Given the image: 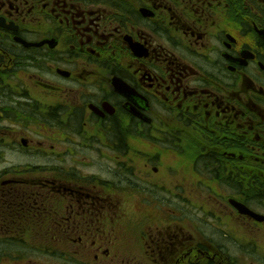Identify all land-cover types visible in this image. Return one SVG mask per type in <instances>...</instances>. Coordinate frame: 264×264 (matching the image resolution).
<instances>
[{
    "label": "flooded vegetation",
    "instance_id": "1",
    "mask_svg": "<svg viewBox=\"0 0 264 264\" xmlns=\"http://www.w3.org/2000/svg\"><path fill=\"white\" fill-rule=\"evenodd\" d=\"M6 153L10 260L262 264L264 0H0Z\"/></svg>",
    "mask_w": 264,
    "mask_h": 264
},
{
    "label": "rangeland",
    "instance_id": "2",
    "mask_svg": "<svg viewBox=\"0 0 264 264\" xmlns=\"http://www.w3.org/2000/svg\"><path fill=\"white\" fill-rule=\"evenodd\" d=\"M45 100V104H44V110L47 111V105L50 103L51 101V95L49 94V96L47 95L46 96V99ZM9 126H12V130L9 131L8 128H5L4 130V133L7 134V133H13V136H16L17 133H21V130L17 128V124L16 123H10V122H7ZM34 127H31L28 128L27 131H24L25 134L28 133V131L34 135L35 137L38 136V134H44V131H46L48 128H49V125L46 124L44 125L43 123L39 122V123H34ZM8 126V127H9ZM30 135V136H32ZM87 136V135H86ZM33 139V137H32ZM86 137L85 136H79V138H74V145H79V147L81 148V151L80 153L83 155L84 154V151L82 150L83 149V145L81 143H85L86 142ZM15 142L12 141V144H14ZM165 157V156H164ZM166 161H170L172 158H171V155L169 157H166L165 158ZM29 160V157L28 156H24V155H18V156H11L9 155V153H6V155L0 157V173H2L3 171L6 170L7 166H11V165H21V164H26ZM114 168L116 166V169L121 167L120 164H113ZM6 167V168H5ZM149 178H151L149 176ZM127 195L125 194H122V195H117V199L118 200V203L122 204V208L121 210L122 211H127V203L129 202L127 200V198L125 199ZM0 222H1V217H0ZM128 222V221H127ZM126 221L124 222L125 224H129V222L127 223ZM128 227H124V229H126ZM123 229V230H124ZM32 234V233H30ZM21 235L20 233L18 235H21V236H12L8 239L6 238H3V237H0V264H32L28 261H26L25 259H23V261H18V260H10L8 259L4 254L5 252H8V253H11V252H18V253H22L24 251H36L37 249L35 248L38 243L40 241H38L37 243H35L38 239L39 236H37L35 233H33L32 235ZM121 241H123V239L121 238ZM120 242V241H119ZM7 243H11V245H8ZM35 243V244H34ZM130 247V246H129ZM38 251V250H37ZM63 252L65 253V255H67L68 252L71 251V249H59V248H56L55 252ZM121 251V255L119 256L120 258H117V259H114V261L110 260V259H104V260H99V261H96L95 263H98V264H131L132 263V257L130 255V252L129 251H126L125 252V255L122 256L123 254V251ZM72 252V251H71ZM70 252V253H71ZM38 253V252H37ZM39 255V254H38ZM36 255V257L34 258H39L38 260H40V258H46L45 257H40ZM76 255H74L75 257ZM67 257V256H66ZM69 257V255H68ZM58 258V257H57ZM37 260V261H38ZM93 261V258L91 257V259L87 260V261ZM258 260V259H257ZM257 262V261H256ZM44 263L45 264H72V262L69 260V259H66V260H61V259H58L56 262H51L49 260H44ZM82 264H85V263H82ZM258 264V262H257ZM262 264H264V261H262Z\"/></svg>",
    "mask_w": 264,
    "mask_h": 264
},
{
    "label": "trees",
    "instance_id": "3",
    "mask_svg": "<svg viewBox=\"0 0 264 264\" xmlns=\"http://www.w3.org/2000/svg\"><path fill=\"white\" fill-rule=\"evenodd\" d=\"M8 245H11V243H9ZM52 252V250H46V252ZM37 251H24L25 253V256L26 258H33L34 257V254L36 253ZM18 254V252H11V253H5L4 255L5 256H11V254Z\"/></svg>",
    "mask_w": 264,
    "mask_h": 264
}]
</instances>
